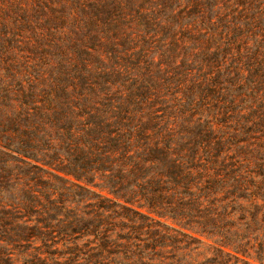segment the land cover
I'll list each match as a JSON object with an SVG mask.
<instances>
[{"label": "trees", "instance_id": "obj_1", "mask_svg": "<svg viewBox=\"0 0 264 264\" xmlns=\"http://www.w3.org/2000/svg\"><path fill=\"white\" fill-rule=\"evenodd\" d=\"M0 264H264V0H0Z\"/></svg>", "mask_w": 264, "mask_h": 264}]
</instances>
